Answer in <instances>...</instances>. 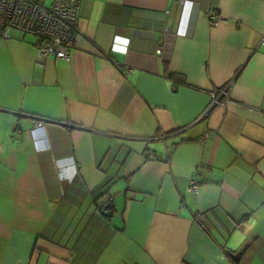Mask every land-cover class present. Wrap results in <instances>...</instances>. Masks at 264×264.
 Wrapping results in <instances>:
<instances>
[{"label": "crops", "instance_id": "obj_1", "mask_svg": "<svg viewBox=\"0 0 264 264\" xmlns=\"http://www.w3.org/2000/svg\"><path fill=\"white\" fill-rule=\"evenodd\" d=\"M77 31L0 41V264H264V0H81Z\"/></svg>", "mask_w": 264, "mask_h": 264}, {"label": "built area", "instance_id": "obj_2", "mask_svg": "<svg viewBox=\"0 0 264 264\" xmlns=\"http://www.w3.org/2000/svg\"><path fill=\"white\" fill-rule=\"evenodd\" d=\"M184 3L187 0H177ZM81 0H0V41L8 39L11 32L35 39L36 56L55 62L69 60L74 48L80 17ZM211 27L218 25L214 11L207 13ZM42 69V66H38ZM226 95V91H219ZM220 104L213 100L212 108ZM189 190L197 192L192 182Z\"/></svg>", "mask_w": 264, "mask_h": 264}, {"label": "trees", "instance_id": "obj_3", "mask_svg": "<svg viewBox=\"0 0 264 264\" xmlns=\"http://www.w3.org/2000/svg\"><path fill=\"white\" fill-rule=\"evenodd\" d=\"M172 77H174L175 79H180V77H177V76H172ZM108 209V208H107Z\"/></svg>", "mask_w": 264, "mask_h": 264}, {"label": "water", "instance_id": "obj_4", "mask_svg": "<svg viewBox=\"0 0 264 264\" xmlns=\"http://www.w3.org/2000/svg\"><path fill=\"white\" fill-rule=\"evenodd\" d=\"M219 103V102H218Z\"/></svg>", "mask_w": 264, "mask_h": 264}]
</instances>
